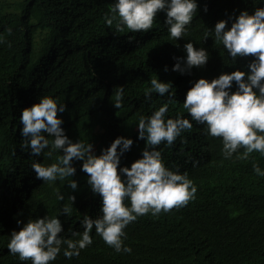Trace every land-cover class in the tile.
<instances>
[{"label": "trees", "instance_id": "trees-1", "mask_svg": "<svg viewBox=\"0 0 264 264\" xmlns=\"http://www.w3.org/2000/svg\"><path fill=\"white\" fill-rule=\"evenodd\" d=\"M113 0H0V264H30L9 253L7 242L29 218L56 215L64 204L71 205L70 217L60 215L64 232L82 231L83 214H99L100 198L87 184L80 170L82 161H73L76 173L51 183L36 178L33 160L44 164L53 157H33L20 147L19 116L23 108L51 96L66 105L61 127L73 141L93 144L97 155L117 136L131 138L133 144L120 159V166L140 158L145 141L137 139L138 118L148 116L167 97L151 94L145 102L144 90L150 79L171 82L177 102L166 114L179 112L190 119L182 103L192 82L211 80L221 72L247 70L251 57L231 63L223 46L211 36L203 39L220 19L233 18L241 10L250 14L264 0H197V13L188 33L177 41L169 39L160 12L152 29L131 32L110 27L104 16ZM205 7L207 11H205ZM231 21H229L230 26ZM191 40L203 47L209 59L203 68L190 73L172 71L173 57L185 55L183 44ZM167 66L168 70L164 68ZM117 86H123L122 106L113 107ZM182 133L172 146H157L171 170L186 172L197 187L195 199L186 206L146 214L130 223L124 243L130 253H117L95 234L93 243L78 256L65 258L62 252L51 264H264V177L257 176L253 162L264 169V156L253 152L247 160L224 159L220 138L205 134L204 126ZM242 151V150H241ZM193 161L196 165L193 166ZM75 179L77 189L67 187ZM61 192L64 200L58 201ZM17 220L21 221L17 224Z\"/></svg>", "mask_w": 264, "mask_h": 264}, {"label": "clouds", "instance_id": "clouds-1", "mask_svg": "<svg viewBox=\"0 0 264 264\" xmlns=\"http://www.w3.org/2000/svg\"><path fill=\"white\" fill-rule=\"evenodd\" d=\"M197 8V0H113L104 22L111 27L115 21L117 31L126 28L133 33L147 32L157 14L163 12L169 39L177 44L187 35ZM210 36L223 46L232 64L238 57L250 56L247 70L221 72L211 80L201 77L192 82L182 103L190 119L179 112L175 118L167 116L169 105L177 102L175 92L171 91L173 85L155 77L150 79V87L144 90L145 102L151 101L152 93L167 99L150 115L138 118L137 139H143L145 147L130 166L118 168L121 156L133 144L131 138L117 136L97 155L92 143L80 139L73 142L65 134L58 113H63L66 105L58 104L55 98L42 96L21 110V149H27L33 157L43 154L51 158L61 153L50 164L33 160L31 168L36 178L47 183L65 180L76 173L73 161H82L80 170L87 174L92 193L99 195L100 207L95 217L82 215V231L71 232L77 238L65 237L61 235L64 229L58 217L71 216L75 196H69L71 205L64 204L56 215L29 218L18 231L13 230L7 242L10 254L30 264H51L61 252L71 259L93 243V229L115 252L130 253L131 247L124 243V229L130 223L146 214L158 216L179 209L195 199L196 185L186 172L166 167L157 148L162 143L172 146L178 137L183 139L182 133L192 129V121L203 125L207 136L220 138L224 159L235 154L236 159L247 160L253 152L264 156V6L255 7L251 14L241 10L234 18L218 20L214 27L204 31L203 39ZM183 51L184 56L173 57L172 71L180 74L190 73L194 67L203 68L209 59L208 51L194 47L191 40L183 44ZM164 70H168L167 66ZM123 95V86H117L114 108L122 106ZM196 163L193 161V166ZM252 169L257 176L264 177V169L257 163L253 162ZM67 187L77 189V181L68 180ZM64 198L63 193H56L58 201Z\"/></svg>", "mask_w": 264, "mask_h": 264}]
</instances>
